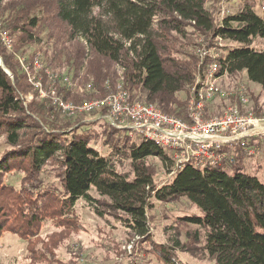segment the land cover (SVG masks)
<instances>
[{
    "label": "trees",
    "instance_id": "obj_1",
    "mask_svg": "<svg viewBox=\"0 0 264 264\" xmlns=\"http://www.w3.org/2000/svg\"><path fill=\"white\" fill-rule=\"evenodd\" d=\"M206 5V0H0V19L6 17L16 33L13 53L0 46V136H6L0 156V240L6 233L21 238L27 231L36 233L46 219L74 215L79 200L97 207L92 190L126 216L120 218L132 235L152 239V198L181 197L198 213L181 214L179 220L203 229L207 253L217 264H264V182L244 169L243 152H235L232 164L175 168L171 151L105 122L100 148L109 151L103 155L91 122L75 121L88 114L65 115L50 100L41 102L17 58L39 46L46 82L45 69H64L73 79V89L56 84L67 102L103 97L122 83L131 101L155 104L190 121V93L199 69L170 46L171 33L186 36L187 25L225 42L217 59L220 75L246 72L264 87V0H240L238 9L220 21ZM255 40L263 46L255 47ZM26 58L33 61L30 54ZM180 92L186 99L177 97ZM97 112L102 119L107 114ZM150 157L172 174L166 184H154L146 169ZM121 159L130 161L134 177L118 170ZM50 161L59 172L53 182L43 172ZM16 171L23 174L20 188L4 180ZM172 250L161 245L166 264H175Z\"/></svg>",
    "mask_w": 264,
    "mask_h": 264
},
{
    "label": "rangeland",
    "instance_id": "obj_2",
    "mask_svg": "<svg viewBox=\"0 0 264 264\" xmlns=\"http://www.w3.org/2000/svg\"><path fill=\"white\" fill-rule=\"evenodd\" d=\"M206 1L208 10L217 21L235 12L240 6V0ZM261 12L259 13L262 14ZM4 19H0V46L7 52L5 40L13 42L15 46L16 33ZM184 32L186 36L183 37L172 32L174 39L171 40L170 46L176 48L179 52L177 56L182 60L189 62L195 60L199 69L194 73L195 81L190 93L192 95L189 101L191 120L185 122L192 124L193 119L197 116L203 120L215 119L234 108L244 113H254L264 117L263 86L251 82L246 72L220 75L217 59L223 53L225 42L218 38L215 39L211 35L201 36V33L191 25L185 26ZM253 45L259 48L263 46V42L255 40ZM42 53L39 46H32L27 56L30 54L34 57L36 54H40L43 59ZM26 57L17 54L18 60L25 58L27 61ZM117 70L120 76L123 75L124 69L118 68ZM54 72L60 76L62 74L70 76L64 70L58 72L56 69ZM71 82L72 87L59 83L73 89L75 83L72 78ZM119 85L123 86L122 83ZM47 87H53L52 94L45 97H40L38 94L39 100L46 102L48 99L55 105L53 92L56 90L55 94L58 97L57 86L53 81ZM197 90L201 94L199 103L194 99ZM61 97L62 95L59 98ZM177 97L184 100L187 96L180 92ZM27 100H32L31 94ZM62 113L65 114V112ZM83 115L76 118L75 121L91 122L90 127L96 134L97 140H95L98 141L95 145L101 149L100 139L105 134L104 125L107 123L103 121L97 111ZM5 141L6 136H0V156L5 149ZM108 151L107 148L101 149L103 155H106ZM236 151L244 153V169L264 182V139L254 137L249 140L246 146L236 147L234 152ZM54 163V161H50L43 171L47 182L58 180L59 172L56 171ZM146 169L151 173L154 184L158 187L171 180L172 174L168 173L157 157L148 158ZM118 170L130 178L134 177L130 161L121 159ZM22 176V172L19 171L9 172L4 175V180L7 184L20 188ZM91 194L100 202L96 205L97 207L89 205L84 200H79L74 207V215L46 219L37 225L36 233L27 231L24 234L23 237H30V239L6 233L0 240V264H166L164 255L161 253V245L175 249L172 250L175 255L171 257V262L175 264H217L215 259L207 253L203 229L194 225H185L183 221L179 220L181 214L198 213L197 208L186 198L178 197L165 202L152 198L150 203L153 204V207L148 208L149 234L152 239H145L132 235L125 226V221L120 218L126 216L122 212L112 209L110 201L101 198L95 190H92ZM95 208H98V211ZM68 220L69 222H67ZM28 242H33V246H30ZM176 242L179 245H176ZM167 264L171 263L168 261Z\"/></svg>",
    "mask_w": 264,
    "mask_h": 264
},
{
    "label": "built area",
    "instance_id": "obj_3",
    "mask_svg": "<svg viewBox=\"0 0 264 264\" xmlns=\"http://www.w3.org/2000/svg\"><path fill=\"white\" fill-rule=\"evenodd\" d=\"M5 41L8 51L13 53V42ZM42 60L40 54H36L32 62L25 61V58L19 59L29 84L40 97L52 94L53 87L48 88L47 86L53 81L55 85L61 82L72 87L69 76L63 74L60 76L50 69L44 70L48 79L46 82L44 75L41 74L44 67ZM62 71L58 70V72ZM55 92H53L55 106L65 114H90L105 110L107 114L103 121L118 129L128 130L130 134L140 133L157 145L171 151L175 167L180 169L188 163L200 167L233 163L236 147L246 146L254 137L264 139V117L254 113H244L237 108L215 119L203 120L197 116L192 124H188L175 116L162 112L152 104L131 101L122 85L105 97L88 100L81 104L66 102L62 97L59 98L58 94L56 97ZM196 92L200 99V92L198 90Z\"/></svg>",
    "mask_w": 264,
    "mask_h": 264
},
{
    "label": "water",
    "instance_id": "obj_4",
    "mask_svg": "<svg viewBox=\"0 0 264 264\" xmlns=\"http://www.w3.org/2000/svg\"><path fill=\"white\" fill-rule=\"evenodd\" d=\"M0 62H1V64H2V61H1V59H0ZM3 65V64H2ZM7 73L10 75V73L7 71Z\"/></svg>",
    "mask_w": 264,
    "mask_h": 264
}]
</instances>
